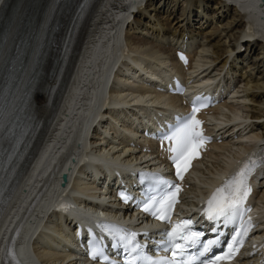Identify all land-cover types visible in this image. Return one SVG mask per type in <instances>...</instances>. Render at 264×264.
<instances>
[{
	"label": "bare ground",
	"instance_id": "obj_1",
	"mask_svg": "<svg viewBox=\"0 0 264 264\" xmlns=\"http://www.w3.org/2000/svg\"><path fill=\"white\" fill-rule=\"evenodd\" d=\"M35 1L37 3L39 2V0ZM255 1L258 0H148L146 7L139 8L138 11L133 15L132 20L128 21L127 19H122V21H119L117 18L121 12L117 13L115 7L122 5L123 0H99L97 5L95 6L94 4L93 8L89 10L85 22L82 23V30L78 40L80 43L83 35L85 33L87 34V37L83 43V54H85V57L81 59L75 73L77 85H74L71 88L62 106V109H67L68 113L64 114L61 112L55 118L52 132L45 142L44 152H47L55 142L58 133L62 131L61 126L66 127L68 123H70L71 126H74L75 123L81 119L85 113L84 106H80L79 109L76 108L78 104L76 97L79 92L85 88L84 83L88 77L92 76L93 78H96L99 76V72L97 71L93 73V69H91L90 66L87 67L84 65V60L87 62L90 60V63H92V61L99 60V62L96 63L97 67H104V62L106 60L113 59L117 62V69L120 71L124 69V72L128 74V76L122 80V85H133L138 90H145L146 88L144 86L147 85H145L141 78L138 77L137 70L139 73L145 72L148 75V78L153 77V69L158 68L159 66L164 68L167 63H172L174 55L170 54L171 48L169 45L174 42V38L176 40L177 38L183 37L185 34L193 31L198 33L200 30H202L200 27H202L204 24L214 23L212 20H210L211 18L209 19L210 22L209 20L206 21L205 19L204 21L202 17L198 19L200 16L197 15L198 13L196 12V8L200 6L201 8L199 9H202V7L204 9L201 14L199 12L200 15L205 16L207 11L206 7H211L212 12L214 11L217 13V15L221 14L219 17L221 18L220 21L224 20V18H226L224 21H227L223 28H219L215 23V26L210 28L211 30H203L204 32L199 33L203 34L202 36L208 41L211 40L213 42L214 39L212 40V38H216L217 40L212 46L211 52L213 56L210 58L202 55L203 50L207 51V49L204 48V42L202 43L201 47L199 48V53L202 55L201 57L203 60L195 61L194 64L198 67H201L203 71H208L210 69L213 70L216 68L220 69L226 64V62L229 68L236 67V71L238 70L237 67H240V75L242 78L246 77L245 81L247 82V85L245 90L248 91L247 98H242V101L244 102L248 100L251 102V104L248 105L250 109L247 113V116L248 118H251L253 123L251 122L250 125H248L251 127L257 126L259 128H263L264 44L259 40L249 41L255 36H258L264 41V13L261 11L259 12L260 8L254 6ZM49 8L50 4L46 8L45 16L48 13ZM230 9L234 10V15H232V17H230L228 14ZM40 11H42V9ZM162 14H165V17ZM158 15H162L164 19L157 18L156 20H158V22H153L154 17L152 18L151 16ZM195 20L196 23L200 25V27H197L198 29H195L196 27L193 26L192 22ZM246 21H248L251 26L248 25L245 27ZM125 23H127V25L124 29V42L129 48V51L126 54L123 53L121 41V31ZM147 23H149V25H153V27H149ZM46 24L47 20L45 17H43L41 25ZM131 29H134L132 33H134L136 30H139L140 35H142L143 31L146 30L144 33L149 32L151 35L154 34V36H159V38L156 37L157 40L154 42H152L150 38L141 40L136 39L134 36L130 35L129 31H131ZM243 29L244 32L242 31ZM158 39L166 40V45L158 43ZM227 39L229 40L227 41ZM149 43L152 44L151 47L153 48L147 49L145 47L144 44ZM172 46H174V43ZM242 46L244 47V54L241 53ZM229 60L230 62H228ZM134 66L137 68L136 70L133 68ZM246 67H250L252 71L244 75L242 72L246 70ZM105 69L107 70L108 68ZM236 71L232 72L236 73ZM162 72L166 73L165 68L162 70ZM80 78L82 83L79 82ZM80 84L83 85L80 87ZM120 96L121 98L117 104L126 105L129 103L128 98L125 97L129 96L127 92L121 93ZM162 96L163 95L161 93L154 95L151 92H147L138 96L137 98H134L133 102L145 100L144 103L153 104L156 101H159V99L163 98ZM148 97L151 99H148ZM171 100H174V98ZM84 101L86 103L90 102L88 99H84ZM255 105L258 107H255ZM228 107H226V110L233 113L234 119H239L240 117L234 114V112L237 111V107L235 105ZM46 108L47 106L39 101L35 105V113L40 117L45 118L43 113L46 111ZM111 118L113 123L118 125L125 120L126 116L124 114L119 116L115 113ZM226 122L228 121L224 119L221 120L222 125H225ZM113 123H108L106 126H104L105 133L108 131V129H110L109 127L113 128ZM244 123L246 124V121L241 120V125ZM123 129L126 128L123 126ZM225 143L229 142L226 141ZM216 148L220 151L221 145L216 146ZM236 148L239 149V145ZM217 155L218 154L215 156ZM215 156L209 157L206 167L210 169L213 167L219 168L221 164L226 163L231 157L230 155H224L225 157L220 159L219 155L217 157ZM207 172L209 173V170H207ZM202 178L203 183L210 179L208 174L205 172H203ZM28 180L32 182L31 177H29ZM29 185H31V183ZM196 191H199V188H197ZM17 207L18 206H15L13 212L8 217V221L16 215ZM3 231L4 227L2 232ZM40 237L41 236L38 237V240H40ZM23 247L24 244H22L19 249L22 250ZM49 253L55 257L59 256L58 251L55 249H51ZM39 260L41 261L40 264H45V260L43 258Z\"/></svg>",
	"mask_w": 264,
	"mask_h": 264
},
{
	"label": "snow or ice",
	"instance_id": "obj_2",
	"mask_svg": "<svg viewBox=\"0 0 264 264\" xmlns=\"http://www.w3.org/2000/svg\"><path fill=\"white\" fill-rule=\"evenodd\" d=\"M181 59H185L186 62L183 54ZM201 107H206L203 98L196 97L192 101V111L183 117H178L168 131L161 133L162 146L163 141L169 142L166 149L170 153L168 158L172 161L179 179H183L190 160L195 158L198 149L208 139L203 135L201 127L203 122L196 116ZM259 163H264V156L257 159L254 154L249 157L238 171L227 177L204 202L201 215L213 224L211 231L216 234L213 238L204 240L205 233L194 229L195 222L191 218L172 221V213L178 203L181 186L159 173L140 174V183L147 184V187L144 199L137 203L144 212L171 225V228L164 232L166 239L162 240V250L165 253L170 252V255L159 257L148 255L144 251V246L137 242V233L128 231L122 226L101 223L99 227L116 241L112 246L126 254L124 264H195L200 257L205 256L214 246L221 243L218 226L227 227L235 224L239 219L241 223L234 230L231 240L224 245V252L214 258L200 260V264H218L222 259H231L239 251L243 238L253 227L250 217L247 221L243 220L244 213L250 211L244 208V202L252 191L249 178ZM121 198L126 202L134 199L127 193H121ZM197 248L198 252L191 251ZM89 255L92 259L99 258L109 261L110 264H118L117 261H110L100 240L90 242Z\"/></svg>",
	"mask_w": 264,
	"mask_h": 264
},
{
	"label": "rangeland",
	"instance_id": "obj_3",
	"mask_svg": "<svg viewBox=\"0 0 264 264\" xmlns=\"http://www.w3.org/2000/svg\"><path fill=\"white\" fill-rule=\"evenodd\" d=\"M212 5V4H211ZM210 5V6H211ZM199 8H201V6L200 7H198V9ZM211 8V7H210ZM199 11H200V14H201V12L202 11H204V9H203V7H202V9H199ZM199 11L197 10V8H196V12L198 13L197 15L198 16H200L199 17V19L202 17L203 18V20L205 19L206 21H208L210 18H212L214 21H216V22H214L212 19H210V20H212V22H214L213 23V25L215 26V23L217 24L216 26H218L219 28H223L224 27V25H225V23H226V21H224L226 18H224V20H222V21H220L221 20V18H219L220 16H221V14H219V15H217V13H215L214 11L212 12V11H210V10H208L207 12H208V15H209V17H208V19H206V17H204V15H200L199 14ZM230 11L231 12H229L230 14V17H232V15H234V10L233 9H230ZM164 17H165V15H163ZM197 16V17H198ZM207 16V15H206ZM216 16H217V18H216ZM151 17H154V18H159V19H163L164 17H162V15H158V16H151ZM229 19V18H228ZM204 20V21H205ZM210 20H209V22H210ZM222 22V23H221ZM196 23V22H195ZM207 24V23H206ZM206 24H204V25H206ZM203 25V26H204ZM202 26V27H203ZM149 27H153V25H149ZM195 27V26H194ZM197 27H200V25H198ZM211 27H212V25H211ZM211 27H209V28H211ZM201 28V27H200ZM153 29V28H152ZM208 29V28H207ZM134 29H132V31H133ZM211 30V29H210ZM223 30V29H222ZM146 31V30H145ZM144 33V32H143ZM143 33H142V36H143ZM147 33H149V32H146V33H144V36H147L146 34ZM157 36H155V38H156ZM215 37V36H214ZM157 38H159V36L157 37ZM157 38H156V40H157ZM226 38V37H225ZM206 39V38H205ZM214 39V40H213ZM207 40V39H206ZM212 40H213V42H212V44L211 45H213L214 44V42L217 40L216 38H212ZM225 40V39H224ZM223 40V41H224ZM229 39H227V41H228ZM232 43V42H231ZM150 47H151V45H149ZM204 48L205 49H208V51H206L207 53H209V52H211L212 50H211V47H208V46H204ZM210 48V49H209ZM210 50V51H209ZM244 52V50H241V53H243ZM211 54H212V52H211ZM227 54H229V53H227ZM244 54V53H243ZM208 58H210V56H207ZM205 61H209V60H205ZM242 66H245V65H242ZM248 68V69H247ZM244 69V68H243ZM252 71V69L250 68V67H246V70L244 71V72H242V74H248L249 72H251ZM248 101V100H247ZM255 107H258L257 105H255ZM238 108L240 109V111L242 112V113H244V109L243 108H241L240 106H238ZM242 120H245V121H247V119L246 118H244V119H242ZM252 122V121H251ZM253 123V122H252ZM245 124V123H244Z\"/></svg>",
	"mask_w": 264,
	"mask_h": 264
}]
</instances>
